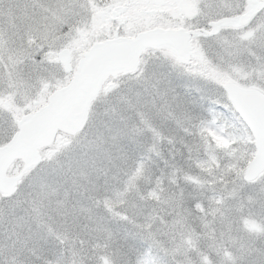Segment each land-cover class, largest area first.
Masks as SVG:
<instances>
[{
	"label": "snow or ice",
	"instance_id": "snow-or-ice-1",
	"mask_svg": "<svg viewBox=\"0 0 264 264\" xmlns=\"http://www.w3.org/2000/svg\"><path fill=\"white\" fill-rule=\"evenodd\" d=\"M0 264H264V0H0Z\"/></svg>",
	"mask_w": 264,
	"mask_h": 264
}]
</instances>
